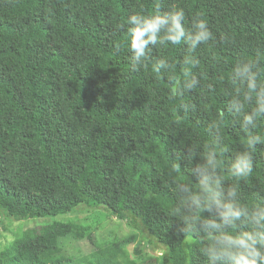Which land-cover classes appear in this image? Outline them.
<instances>
[{
  "label": "trees",
  "instance_id": "obj_1",
  "mask_svg": "<svg viewBox=\"0 0 264 264\" xmlns=\"http://www.w3.org/2000/svg\"><path fill=\"white\" fill-rule=\"evenodd\" d=\"M173 8L186 36L199 17L213 40L150 45L136 65L128 18ZM160 59L169 66L157 71ZM242 59L258 60L264 81V0H0V215L52 219L0 248V264H136L123 259L134 236L98 241L92 225L57 219L80 206L145 230L165 264H232L209 248L252 226L224 223L204 189L228 201L235 187L240 207L264 205V143L251 149V173L233 175L248 150L233 107ZM256 125L264 136V119ZM69 235L94 249L65 253Z\"/></svg>",
  "mask_w": 264,
  "mask_h": 264
},
{
  "label": "clouds",
  "instance_id": "obj_2",
  "mask_svg": "<svg viewBox=\"0 0 264 264\" xmlns=\"http://www.w3.org/2000/svg\"><path fill=\"white\" fill-rule=\"evenodd\" d=\"M185 12L183 8H173L169 12L157 11L152 15L133 13L128 18V32L131 37L130 51L136 65H143L150 59L152 49L150 45L171 44L180 45L186 42L190 50L201 44L213 40L206 20L195 18L191 24L190 35L186 36L184 26ZM188 62V61H186ZM165 59L156 62V70L161 71L168 67ZM260 63L258 60H240L233 68L234 76L244 88L243 99L233 103L237 113H243L240 126L246 134L248 150L238 153L233 162V175L244 177L252 171V152L257 144L264 143V136L255 134L256 121L264 119V81L259 79ZM187 89L195 88L196 81L184 84ZM169 93L176 94V84L169 80ZM246 108L250 110H245ZM222 115V113H221ZM209 165H214V155L209 154ZM218 185V182H217ZM209 198L220 209V219L229 225H234L245 216L251 224V230L239 234L221 233L215 237L216 244L209 248L210 259L218 256L227 257L232 264H264V205L245 209L234 202L237 195L235 187L228 189L232 199L222 201L215 188L208 186L204 189ZM215 221L209 222L214 227Z\"/></svg>",
  "mask_w": 264,
  "mask_h": 264
},
{
  "label": "rangeland",
  "instance_id": "obj_3",
  "mask_svg": "<svg viewBox=\"0 0 264 264\" xmlns=\"http://www.w3.org/2000/svg\"><path fill=\"white\" fill-rule=\"evenodd\" d=\"M59 220H76L90 224L95 229L98 241H103L114 236H134V241L129 244L124 252L123 259L136 264H165L162 259L161 246L150 237L145 230L135 228L127 220L118 219L104 209L78 207L74 212L58 217ZM50 218L29 219L24 221L8 220L0 215V248L13 241L24 230L39 227L51 222ZM63 251L71 255L89 253L94 249L93 244L87 239H77L72 235L60 240Z\"/></svg>",
  "mask_w": 264,
  "mask_h": 264
}]
</instances>
